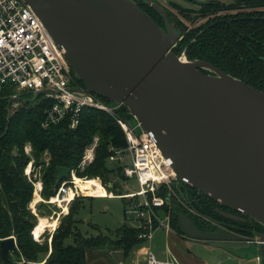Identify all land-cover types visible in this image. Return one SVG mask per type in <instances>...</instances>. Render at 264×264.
Returning a JSON list of instances; mask_svg holds the SVG:
<instances>
[{"label":"water","instance_id":"water-1","mask_svg":"<svg viewBox=\"0 0 264 264\" xmlns=\"http://www.w3.org/2000/svg\"><path fill=\"white\" fill-rule=\"evenodd\" d=\"M22 1L83 84L71 91L123 106L179 182L241 216L226 218L248 219L264 229V92L207 62L187 59L185 52L176 55L181 33L154 0L140 1L164 28L136 0ZM41 95L53 94L22 100L33 104ZM69 176L68 168H57V182ZM35 215L45 216L39 210ZM177 218L181 236L264 264V232L252 235L260 241L253 244L235 228L200 232L186 214ZM16 250L14 237L3 239L1 263Z\"/></svg>","mask_w":264,"mask_h":264},{"label":"trees","instance_id":"trees-1","mask_svg":"<svg viewBox=\"0 0 264 264\" xmlns=\"http://www.w3.org/2000/svg\"><path fill=\"white\" fill-rule=\"evenodd\" d=\"M136 2L164 28L163 20L153 9L143 5L140 0ZM231 12H235L232 15L238 18L230 22L222 21L231 16ZM197 13L209 19L195 29H188L166 11L170 23L181 33V41L176 49L173 48V52L178 55L184 48L187 59L208 62L264 92V4L259 0H228L227 3L206 0L201 3ZM76 82L83 88V84L77 79ZM11 95L10 90L0 92V242L14 237L17 250L12 254L15 258L10 255L4 264H85L86 249L117 246L128 253L141 244L137 239L138 231L125 223L113 238L101 234L96 237L81 235L76 229L77 221L74 216L80 201L93 199L91 197H79L80 199L75 198L71 202L68 214L60 220L51 237L50 249L47 241L39 244L33 239L36 217L29 205L34 190L32 182L24 174L30 161V157L25 154V146L28 144L31 147L33 165L41 166L40 195L48 200L56 194L61 184L56 181L59 167L74 170L78 178H99L107 192H119V189L116 190L118 183L114 180L122 176L121 171L114 166L109 167L107 160L110 147L124 148L126 142L114 119L104 112L84 110L75 129H70L66 122L43 128L44 113L50 106L48 98L40 97L30 104L22 100L32 98L30 94H23L20 99L12 101ZM100 99L106 104L111 103ZM119 113L126 119L132 118L123 106ZM94 137L98 138L94 159L80 170L78 166L84 150L92 144ZM45 153L46 162L43 158ZM110 183L111 189L108 188ZM181 190L177 193L178 197L183 202L190 203L199 215L212 218L214 207H220L195 190H190V193ZM160 195L168 199L167 193L162 192ZM169 201L170 226L172 231L180 234L177 214H187V211L175 197L171 196ZM187 215L196 221V216ZM251 223L248 226L254 231L251 235L264 232L261 226ZM68 238L73 244L65 245ZM41 255L45 257L40 259Z\"/></svg>","mask_w":264,"mask_h":264},{"label":"built area","instance_id":"built-area-1","mask_svg":"<svg viewBox=\"0 0 264 264\" xmlns=\"http://www.w3.org/2000/svg\"><path fill=\"white\" fill-rule=\"evenodd\" d=\"M75 82L76 77L61 51L30 6L22 0H0V92L10 90L11 98H17L15 100L27 93H52V97L48 99L50 106L44 113L43 128L66 122L70 129H75L81 113L87 109L111 116L121 129L126 145L120 149L110 147L107 163L121 171L122 176L114 180L116 184L123 179L127 188V180L135 177L138 190L124 195L109 193L108 197L126 200L124 215L126 220L131 221L127 225L138 231L137 239L141 243L151 242L159 229L171 232L170 197H175L190 211L192 209L188 202H183L177 193L181 189L182 192L189 193L192 189L184 184L176 186L179 181L171 165L161 155L147 131L142 130L138 123L133 127L128 119L120 115L121 105L106 104L92 94L79 95L71 91ZM41 97L47 98L43 95ZM136 128L141 129L139 133L135 131ZM97 142L98 138L94 137L92 144L84 150L78 166L80 170L92 163ZM124 155H129L131 167L121 166ZM26 175L29 177L30 173L26 172ZM76 179L74 170H70L69 178L61 182L55 194L54 199L62 201L68 209L75 198L83 195L74 183ZM96 180L102 185L99 178ZM32 184L34 194H40L41 180ZM109 185L112 188V183ZM103 188L105 189L104 186ZM118 189L117 184L116 190ZM162 192L168 194V199L160 195ZM69 194L73 195V200L65 203L64 200ZM51 200L53 198L49 201ZM67 213L57 215L60 217ZM250 242L257 244L260 241L256 237ZM261 243L264 245V241ZM145 262L181 264L172 255L165 260H159L152 251L147 252Z\"/></svg>","mask_w":264,"mask_h":264},{"label":"rangeland","instance_id":"rangeland-1","mask_svg":"<svg viewBox=\"0 0 264 264\" xmlns=\"http://www.w3.org/2000/svg\"><path fill=\"white\" fill-rule=\"evenodd\" d=\"M154 2L159 3L165 11H169L183 26L188 29H195L197 26L206 22L209 18H203L199 16L197 13L200 10L201 3L206 2V0H201L200 3L193 6V8H183L173 4H171L168 0H154ZM228 2V0H226ZM184 10V11H183ZM220 14H224L220 12ZM188 16L190 19H188ZM211 18V17H210ZM40 98V97H39ZM45 98V97H41ZM46 99V98H45ZM49 99V98H48ZM47 99V100H48ZM15 100V99H13ZM130 124L134 127L135 121L130 118L128 119ZM140 128H136V132H140ZM25 154L30 157V161L27 164L24 174L26 172L30 173V176L27 179L28 181L34 183L37 180H40V170L41 166H35L34 158L31 156V147L30 145H26ZM44 161H47L46 153L43 156ZM121 166L131 167V160L129 155H124L123 164ZM109 167H111L109 165ZM76 177V175H75ZM78 178V177H76ZM83 179V178H78ZM88 180V179H86ZM119 186V192L113 194L120 193L124 195L126 193H134L138 190V185L135 180V177L127 180V188L124 186L123 179L117 181ZM179 186L183 185L181 182L177 183ZM190 193V192H189ZM40 197V203L32 206V202L36 196L33 193V199L29 205V209L31 212L42 211L45 214V218L55 217L58 218V224L60 220L65 216L58 217L57 214L62 213V207L64 204L50 203L51 198H55V195L48 200H44L40 194H37ZM81 197V196H80ZM88 197L87 195H82V198ZM81 198V199H82ZM80 199V198H79ZM127 202L126 200L117 198V197H103V198H93V199H82L80 201V205L78 211L74 218L76 219V229L80 232L81 235L85 237H96L99 234L106 235L109 237H114L116 231L123 226V224H131V221L126 220L124 215V210L126 208ZM32 206V207H31ZM68 214V213H67ZM36 217V216H35ZM38 217H36V224L38 222ZM33 232V231H32ZM31 232V233H32ZM54 231H50L49 229L45 230L42 234L35 235L33 234V239L39 244H44L47 241V244L50 249L51 237ZM157 233V234H156ZM153 238L152 249L156 250L155 245L159 243L161 245V251H159V258H164L165 254L172 255L177 259V261L181 264H257L254 258L248 259H240L237 257H233L227 253L226 250L222 248H216L209 246L201 241H196L192 239H188L181 236H171L168 238L166 231L163 229L161 231L156 232ZM251 241L255 240V236L250 238ZM73 244V241L68 238L65 240V245ZM148 244V243H143ZM254 244V243H253ZM155 252V251H154ZM11 253L10 255H12ZM45 255H41L40 259L44 258ZM12 258L15 257L12 255ZM162 258V259H163Z\"/></svg>","mask_w":264,"mask_h":264},{"label":"crops","instance_id":"crops-1","mask_svg":"<svg viewBox=\"0 0 264 264\" xmlns=\"http://www.w3.org/2000/svg\"><path fill=\"white\" fill-rule=\"evenodd\" d=\"M168 1H170L172 5L174 4L175 6H179L183 8H193V6H196V4L201 2V0H168ZM218 1L227 3L226 0H218ZM109 186L110 185L108 184V188ZM113 192L116 193L115 191H111L107 193L113 194ZM91 198H103V197H91ZM161 230L163 229H159L158 231ZM166 234L168 238H170L172 235L181 236V234H177L174 231L166 232ZM152 243H153V239L148 244L141 243L135 248H133L131 251H129L128 253H125L122 248L117 246H106L103 248H89L85 250V264H146L145 258L148 251H152L156 256V258L159 260H165L169 257V255L165 254L164 258L162 257L163 259L159 258L158 254L159 251H161V245L159 243H156L155 245L156 250H153Z\"/></svg>","mask_w":264,"mask_h":264},{"label":"flooded vegetation","instance_id":"flooded-vegetation-1","mask_svg":"<svg viewBox=\"0 0 264 264\" xmlns=\"http://www.w3.org/2000/svg\"><path fill=\"white\" fill-rule=\"evenodd\" d=\"M233 13H235V12L229 13L231 16H228V18H223L224 20H222V21L230 22L231 20H234V19L238 18L236 16H233L232 15ZM179 41H181V39ZM177 47H178V45L175 46L174 49H176ZM185 51H186V49L183 48V50L178 55H181ZM216 68H218V67H216ZM204 73H206V72L204 71ZM245 77H247V76L245 75ZM74 85L76 87H80V88L82 87L81 84H79L78 82H75ZM179 204H181V203H179ZM187 204L189 205V207H191L192 210L189 211L186 208V206L185 207L183 206V204H181L180 206H182L183 209L185 211H187V214H189L190 216H196L197 217L196 218V221H194L192 218H189V216L186 214L188 216V218L190 219V221L194 224V226L200 232H216L221 227L222 228L224 227L226 229L235 228V229H237V230L234 231L236 234H238V235L246 238L247 239V243H251L250 242V238L253 237L251 235V233H254V231L251 230V229H249V227H248V226H250V224H252L251 221H249L248 219H246L245 222H234L230 218H228V217L226 218L224 216V214H227V215H231V216L241 217L240 214H238L237 212H234V211H231L229 209L223 208V207H221L219 205L220 207H217V206L214 207V210L215 211H214L213 217L212 218H207L205 216H202V215H199L198 213H196L190 203H187ZM177 221H178V218H177ZM178 224H179V222H178Z\"/></svg>","mask_w":264,"mask_h":264},{"label":"bare ground","instance_id":"bare-ground-1","mask_svg":"<svg viewBox=\"0 0 264 264\" xmlns=\"http://www.w3.org/2000/svg\"><path fill=\"white\" fill-rule=\"evenodd\" d=\"M74 87H76V86H74ZM27 94H30V93H27ZM33 94H30V95H33ZM74 183H75L76 187L78 188L79 192H81L83 195H87L89 197H107V195H108V193L105 191L103 186L96 179H88V180L81 179V180H79L77 178ZM72 200H73V195L69 194L66 197V199L64 200V202L65 203H66V201L67 202H71ZM37 202H40V197L36 194V196H35V198H34V200L32 202V206L37 204ZM50 202L51 203H56L57 202L59 204H64V203H62V201L56 200L54 198ZM67 212H68L67 205L64 204L63 207H62V213L66 214ZM57 226H58V218H55V217L54 218H52V217L51 218L50 217L49 218L40 217L38 219V222H37L36 226H35L33 234L35 233V235H37L39 233V235H40L47 229H49L50 231H54L57 228Z\"/></svg>","mask_w":264,"mask_h":264}]
</instances>
